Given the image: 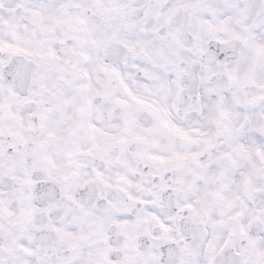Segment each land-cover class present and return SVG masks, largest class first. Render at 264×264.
Returning a JSON list of instances; mask_svg holds the SVG:
<instances>
[{"label":"snow or ice","instance_id":"6c2138e0","mask_svg":"<svg viewBox=\"0 0 264 264\" xmlns=\"http://www.w3.org/2000/svg\"><path fill=\"white\" fill-rule=\"evenodd\" d=\"M0 264H264V0H0Z\"/></svg>","mask_w":264,"mask_h":264}]
</instances>
